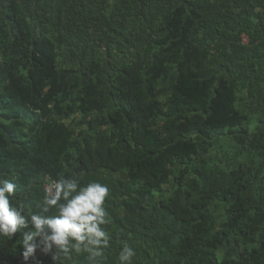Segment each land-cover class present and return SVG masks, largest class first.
<instances>
[{
  "label": "trees",
  "instance_id": "obj_1",
  "mask_svg": "<svg viewBox=\"0 0 264 264\" xmlns=\"http://www.w3.org/2000/svg\"><path fill=\"white\" fill-rule=\"evenodd\" d=\"M0 174L106 185L98 264H264V0H0Z\"/></svg>",
  "mask_w": 264,
  "mask_h": 264
},
{
  "label": "clouds",
  "instance_id": "obj_2",
  "mask_svg": "<svg viewBox=\"0 0 264 264\" xmlns=\"http://www.w3.org/2000/svg\"><path fill=\"white\" fill-rule=\"evenodd\" d=\"M16 191L17 185L0 174V237L19 239L23 264H32L38 249L52 264H64L72 252L87 253L90 264L103 258L110 247V236L103 227L110 222L104 206L109 196L106 185L81 186L78 178L60 177L47 189L39 212L31 215L25 214ZM135 255L125 243L120 264H132Z\"/></svg>",
  "mask_w": 264,
  "mask_h": 264
},
{
  "label": "built area",
  "instance_id": "obj_3",
  "mask_svg": "<svg viewBox=\"0 0 264 264\" xmlns=\"http://www.w3.org/2000/svg\"><path fill=\"white\" fill-rule=\"evenodd\" d=\"M49 188V186L47 187V189Z\"/></svg>",
  "mask_w": 264,
  "mask_h": 264
}]
</instances>
